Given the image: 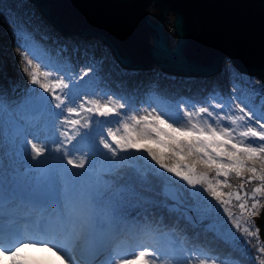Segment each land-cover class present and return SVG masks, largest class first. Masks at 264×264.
Instances as JSON below:
<instances>
[{"label": "snow or ice", "instance_id": "obj_1", "mask_svg": "<svg viewBox=\"0 0 264 264\" xmlns=\"http://www.w3.org/2000/svg\"><path fill=\"white\" fill-rule=\"evenodd\" d=\"M32 55L40 60V57ZM27 65L31 66V83L50 94L41 102L53 115L56 114L54 110L67 107V114L59 122V127L53 123L47 135L36 138L38 142L27 135L22 138V143L30 149V158L37 165V171L49 188L57 179L63 183L64 208L39 225L35 235L40 238H31L19 231L0 230V264H4L5 259L7 264H35L27 250L36 247L54 251L63 264H77L72 254L73 245L81 241H95L111 247L112 242L122 235L114 226L119 223L114 210L104 204L97 186L75 179L88 175L90 167L86 168V165L91 166V161L84 156H75L81 148L73 141L81 127L90 129L80 137L81 141L94 144L96 149L102 146L104 150H109L111 165L116 164L118 152L136 151L145 154L162 172L179 178L193 188L206 185L203 190L224 208L235 229L250 232L252 217L257 215L260 202L264 200V110H250L239 103L235 105L239 115H234L224 111V103L200 107L181 103L167 111L150 105L152 110H146L143 115L127 116L124 112L127 120L122 123L123 134H118L121 129L113 131L109 127L105 135L103 128L98 131L90 128L91 118L114 117L121 122V110L127 108L126 103L113 105L98 99H80L91 85L88 71L78 79L69 76L70 82L64 78L57 79L53 86L44 82L52 75L50 71H41L42 67H48L46 63L34 64L33 59H27ZM260 94L264 96V90ZM78 99L80 102L76 103ZM68 103L73 106L68 107ZM81 112L88 116L87 121L82 123L80 119L71 118L80 116ZM241 122L240 130L234 127ZM93 133H96L95 136ZM233 176L240 181L235 192L231 190ZM249 184L254 185L251 190L247 187ZM230 207L238 208L241 217H247L243 222L246 226H242L239 217L234 218ZM101 218L108 220L109 227L98 233L96 225ZM135 231V247L123 254L117 248L107 264H161L170 259L144 242L149 229ZM218 260L222 261V258L217 254L199 258L188 250L175 264H209V261L217 264Z\"/></svg>", "mask_w": 264, "mask_h": 264}, {"label": "trees", "instance_id": "obj_2", "mask_svg": "<svg viewBox=\"0 0 264 264\" xmlns=\"http://www.w3.org/2000/svg\"><path fill=\"white\" fill-rule=\"evenodd\" d=\"M0 13L4 15L3 20L6 25L4 31L0 26V96H12L16 92L12 89L13 80L6 69L15 59L11 55H5L2 44L7 45L8 48L10 43H23L26 39L29 40L28 45L33 50H41L48 55L65 54L63 57L71 60L74 50L85 53L89 57L87 71L88 79L91 81L90 87L85 89V92L94 93L96 89L105 93L111 91L119 97L118 99L128 100V111L131 113H134L136 103L147 95L148 87L151 91L149 94L172 106H178L184 101L207 105L212 99L221 95V97L229 96L230 89L227 86L229 71L226 66H223L219 75L209 79L168 74L156 66L149 71L129 70L123 68L113 54L99 46L96 40L79 37L68 40L42 16L29 14L21 6L15 7L12 0H0ZM19 75L18 85L24 80L21 72ZM232 76L235 85L245 94L242 97L244 104L248 107L253 106L257 111L264 110V96L254 87V83L250 81L252 78L236 70ZM40 112L41 109L28 110L24 117H28L29 120ZM94 117L107 122L112 121V118L108 117L93 116L92 118ZM85 118L86 115L81 112L76 119H80L83 123ZM87 129L89 128H80V133L73 144L80 147V151L95 152L94 144H86L80 139ZM93 135L95 136V133ZM139 155V152H130L126 156L127 159L132 158V160L127 161L123 158L115 165L106 164L104 168L96 171L90 169L95 177L89 181V184L97 186L101 199L120 185L135 187L137 191L136 194H132V191L127 194L130 203L121 208L122 212H125V220L122 223L124 226L120 229L122 235L112 243L118 241V244H124L130 250L135 247L137 240L135 230L147 228L150 231L144 237V242L160 253L166 254L171 261L177 258L175 252L191 250L200 257L217 254L222 258V261H217L221 264H262L263 251L257 235L251 234L254 232L252 229L249 233L234 230L232 236L219 233L211 227L210 218L190 214L191 210H194L195 199L188 186L173 180L172 186L178 189L181 201L173 200L166 194L164 188L165 184L169 183L164 172L158 171V167L151 160L138 162ZM230 182L233 186L232 191L240 183L234 176ZM204 186L206 188V185ZM247 187L251 190L254 185L249 184ZM145 195L151 199L145 200ZM133 200L135 202L131 203ZM119 251L122 253L124 250Z\"/></svg>", "mask_w": 264, "mask_h": 264}, {"label": "rangeland", "instance_id": "obj_3", "mask_svg": "<svg viewBox=\"0 0 264 264\" xmlns=\"http://www.w3.org/2000/svg\"><path fill=\"white\" fill-rule=\"evenodd\" d=\"M12 1L15 7L21 6L29 14L36 16L40 15L48 24H50L43 17V15H41L36 5H34L31 1ZM150 15L153 18L158 19L159 11L156 7H152L150 9ZM3 16L4 15L0 13V26H2L1 28L4 31L6 25L4 24L5 22L3 20ZM172 23L173 15H169L166 21V29L170 33L171 43L174 44L177 37L174 33ZM66 39L71 40L69 38ZM91 39L96 40L99 46L101 45L103 48L109 50V48L100 40L94 38ZM20 42H22V40ZM28 42L29 40L27 39L23 40V43L12 42L10 43V46L8 48L7 45L2 44V51L5 52V55H11V57L15 59L10 62V65H7L6 69L13 80L12 89H15L16 92L12 94V96H0V223L2 224L0 225V228L5 229L6 231H19L25 236L30 237V233L27 232V229L31 228L30 222H32L33 224H40V222L45 218L49 219L52 216L63 211L64 202L62 198V191L64 185L59 179H57L51 186V188H49L47 182L40 176L39 172L37 171V165L30 158V149L24 143H22V138L23 135H27L29 139H33L34 142H38L36 141V138L47 135L51 131L53 123H55L57 127H59V122L63 120L64 116L67 114V107H64L60 110H54L56 114L53 115L52 111L48 109L47 105L41 102L42 98H46L50 94L45 93L44 90L40 89L38 85H33L31 83V66L27 65V59H33L34 64L38 62L46 63L48 67H42L41 71H50L52 75L47 81L44 82L53 84L54 86V82L57 79L64 78L66 82H70L68 80L69 76H71L72 79H78L80 75H83L89 67V57L85 53H79L77 50H74L71 60L67 57L64 58L63 55L65 54L62 55L58 53L54 55H48L41 50H33L32 47L28 45ZM32 53L35 56L40 57V60L35 59ZM223 66H226V69L228 68L229 71L227 80V86L230 89L229 96L221 97V95L216 99H212L211 102L207 103V105H204V103H194L190 101H184L183 103L194 104L196 107L224 103L226 105V107L224 108V111L226 113L239 115V112L235 108V105L239 103L244 104V102L242 101V97H244L245 94L242 90H240L239 87L235 85L232 76V73L235 70L237 72L239 71L233 66L232 61L229 59H225ZM25 69H27V71H25ZM19 71L24 76V80L21 84L18 85L17 77L20 74ZM254 77H251L252 79H250V81L254 83V87L260 91L264 90V83L259 78L255 77L256 79H254ZM65 92H67V90H65ZM149 92H151L150 87H148L146 93L147 95L144 96L142 100L139 101V103H136L134 113L128 111V100L122 101L120 100L121 98L118 99L119 97L117 95L115 96L111 91L105 93L96 89L94 93L85 92V95H82L80 99H98L102 103H111L113 105L126 103L127 108L125 110H121V116L123 117V120L121 122H118V119L116 120L114 117H108L112 118V121L108 122L96 117L92 118L90 121L91 129L99 130L100 128H103L105 135L109 127H111L113 131L121 129L118 134H123L122 123L126 122L127 116L143 115L146 113V110H152L151 108H149L150 105L152 106V108L164 109L165 111L169 110L170 108L177 107L157 100L155 96H152L151 94H149ZM229 98L231 99L229 100ZM80 99H78L76 103H79ZM53 103L55 102L53 101ZM67 106L70 107L73 105L71 103H68ZM253 108V106L249 107L250 110H252ZM257 108L259 109L260 107ZM36 109H41V112L38 113L37 116L31 117L29 118V120L28 117H24L26 111ZM136 109L139 110L137 111ZM124 112H127V116H124ZM71 118L76 119L77 117ZM87 120L88 116L86 115L85 121ZM223 123L228 124L230 122L223 121ZM234 127H237V129L240 130L242 127V122L241 125ZM88 130L90 129H87L86 132H88ZM130 152L132 153L136 151L118 152L115 158L116 163L120 162V160L123 158L127 159L126 155ZM75 156L77 158H79L80 156H84L86 159L90 160L91 166L86 165V168L90 167V169H92L93 171L104 168L106 164L111 166V153L109 150H104L102 146L99 149L95 148V152L89 150L77 151L75 152ZM139 156L138 162H143V160H150L145 154L140 153ZM128 160H132V158H128L127 161ZM133 161L135 160L133 159ZM130 164L132 165L131 161ZM158 171L161 170L158 168ZM164 175L166 177V180H169V183H166L164 186L167 195H169L173 200L180 202L181 199L179 191L177 188L172 186V181L176 180L188 186L191 194L193 195V198L195 199V206L193 207L194 210H191L190 214L197 215L198 217H208L211 219V227L215 228L219 233L225 236L233 235V232L236 229L231 223L232 218L227 216L224 208L220 207L209 193H204L203 189L205 188V186L197 185L195 188H193L192 186L187 185L186 182L181 181L179 178H175L171 174L164 172ZM94 177L95 176L92 174V171H90L88 175H85L84 177H77L75 179L78 182L85 181L89 184V181H92L91 179H93ZM134 188L135 187L132 186L128 188L127 185H120V187L111 191L107 196L102 198L104 204L114 210V215L119 221V223L114 226L118 227L119 230L123 228L124 224L122 223L123 220H125V212H122L121 208L124 205L130 203V198L127 197V194L129 192L132 191V194H136L137 191ZM11 191L14 193L17 200L13 201L8 199V195ZM235 191L236 189L233 190V192ZM139 195L143 197V195H141L140 193ZM144 198L145 200L151 199L147 195H145ZM33 202L38 206L45 207V209L42 210L43 217L35 218L32 214L34 211H26L23 214L21 213L22 205L28 207V205ZM134 202V200L131 201V203ZM263 207L264 205L261 208V212L263 210ZM229 210L233 212L234 218H240L242 226H246L243 222L245 219H247V217H241L238 208L230 207ZM11 217L14 218L11 219ZM20 220L24 222H21ZM7 222H9V225H11L10 227L6 224ZM108 227V220L105 218H101V220L96 225V230L99 233L103 232ZM251 229L254 232L258 233L256 235L259 241V236L261 235L259 226H253ZM88 244L89 242L81 241L78 244L73 245L72 254L76 255L78 252L80 253L81 251H85L86 249H83V247H87ZM117 248L119 250H124L121 254L129 250L128 246L124 244H118V241L112 243L111 247H105L102 245L101 255L97 264H107ZM186 251L188 250L180 251V253L175 252L174 254H177V258L174 259V261L166 260L162 261L161 264H175V261L179 260ZM27 253L29 258L35 261V264H63V261H61L60 258L55 255L54 251L49 252L47 249L36 247L28 249ZM83 253L84 252H82L81 254ZM194 253L198 255V253ZM199 258L205 257L199 256ZM262 258L264 259V254ZM83 262H85L84 264H91L94 262V260L92 262H87L84 260ZM4 264H7L6 259L4 261ZM77 264L81 263L77 261ZM209 264H211L210 261ZM217 264L221 263L217 262Z\"/></svg>", "mask_w": 264, "mask_h": 264}, {"label": "water", "instance_id": "obj_4", "mask_svg": "<svg viewBox=\"0 0 264 264\" xmlns=\"http://www.w3.org/2000/svg\"><path fill=\"white\" fill-rule=\"evenodd\" d=\"M65 38L98 39L125 69L209 79L225 59L264 83V0H29ZM156 7L158 19L150 15ZM173 15L172 45L166 21ZM257 218L264 240V207Z\"/></svg>", "mask_w": 264, "mask_h": 264}, {"label": "bare ground", "instance_id": "obj_5", "mask_svg": "<svg viewBox=\"0 0 264 264\" xmlns=\"http://www.w3.org/2000/svg\"><path fill=\"white\" fill-rule=\"evenodd\" d=\"M71 39V38H69ZM173 45V44H172ZM1 62V60H0ZM8 199L10 200H17V198L15 197L14 193L11 191L8 195ZM45 209V207H42V206H38L37 204H35L34 202L33 203H30L28 205V207H25L24 205H22L21 207V213H25L26 211H34L32 214L34 215L35 218H39V217H43V214H42V210ZM12 213V212H11ZM18 215V214H17ZM16 215V216H17ZM14 218V217H11V219ZM21 218V217H20ZM45 220H48V218L42 220L40 222V224L45 221ZM21 221V220H20ZM21 222H24V221H21ZM31 224V228H28L27 229V232L30 233V237L31 238H40L39 236L35 235L38 227L40 224H33L32 222H30ZM24 225V224H23ZM28 226V225H27ZM0 230H5V229H2L0 228ZM6 231V230H5ZM101 247L102 245L95 242V241H89V244L87 247H83V249L85 248L86 250L85 251H81L80 253L78 252L76 255H73L74 258L79 261L81 264H84L85 262H83L84 260L87 261V262H92L94 260L93 263L91 264H97L98 261H99V258H100V255H101ZM37 248H40V247H37ZM82 252H84L83 254H81ZM79 255V256H78ZM83 260V261H82Z\"/></svg>", "mask_w": 264, "mask_h": 264}, {"label": "built area", "instance_id": "obj_6", "mask_svg": "<svg viewBox=\"0 0 264 264\" xmlns=\"http://www.w3.org/2000/svg\"><path fill=\"white\" fill-rule=\"evenodd\" d=\"M260 203H261V207L259 208V210L257 212V215H255V216H258V217L261 215L260 212H261L262 206L264 205V200H262ZM257 220H258L257 218L252 217L251 223H252L253 226H257L258 225L256 223ZM259 242H260V245H261V250L263 251V254H264V240L262 239L261 236H259ZM262 264H264V259H263Z\"/></svg>", "mask_w": 264, "mask_h": 264}]
</instances>
